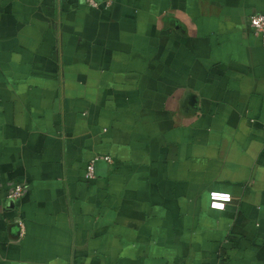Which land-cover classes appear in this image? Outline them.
I'll list each match as a JSON object with an SVG mask.
<instances>
[{"label": "crops", "instance_id": "1", "mask_svg": "<svg viewBox=\"0 0 264 264\" xmlns=\"http://www.w3.org/2000/svg\"><path fill=\"white\" fill-rule=\"evenodd\" d=\"M255 12L0 0V264H264Z\"/></svg>", "mask_w": 264, "mask_h": 264}, {"label": "built area", "instance_id": "2", "mask_svg": "<svg viewBox=\"0 0 264 264\" xmlns=\"http://www.w3.org/2000/svg\"><path fill=\"white\" fill-rule=\"evenodd\" d=\"M113 0H102L101 2L98 0H86L87 4L90 6H98L99 4H104L105 6L110 5ZM248 22L253 30V32L260 34L263 42H264V12H255L249 15ZM106 159H109L108 156H105ZM85 177L92 178L95 176L94 172V159H91L85 168ZM25 192V186L23 182H15L9 186L6 197L12 200H16ZM223 194H227L229 196L228 200H224L222 198ZM232 195L228 191L223 190H210L209 191V206L215 209H223L225 204L231 199ZM216 205H222V207H217Z\"/></svg>", "mask_w": 264, "mask_h": 264}, {"label": "clouds", "instance_id": "3", "mask_svg": "<svg viewBox=\"0 0 264 264\" xmlns=\"http://www.w3.org/2000/svg\"><path fill=\"white\" fill-rule=\"evenodd\" d=\"M222 198L224 199V200H228L229 199V196L227 195V194H223L222 195ZM217 207H222V205H216Z\"/></svg>", "mask_w": 264, "mask_h": 264}]
</instances>
